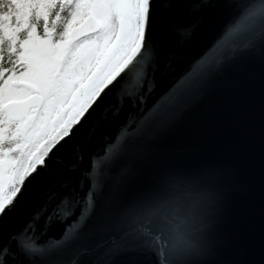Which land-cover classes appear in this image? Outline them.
<instances>
[{
    "label": "snow or ice",
    "instance_id": "6c2138e0",
    "mask_svg": "<svg viewBox=\"0 0 264 264\" xmlns=\"http://www.w3.org/2000/svg\"><path fill=\"white\" fill-rule=\"evenodd\" d=\"M0 264H264V0H0Z\"/></svg>",
    "mask_w": 264,
    "mask_h": 264
}]
</instances>
